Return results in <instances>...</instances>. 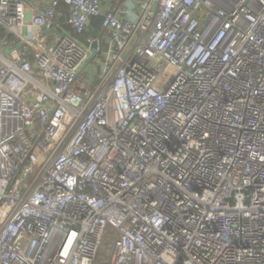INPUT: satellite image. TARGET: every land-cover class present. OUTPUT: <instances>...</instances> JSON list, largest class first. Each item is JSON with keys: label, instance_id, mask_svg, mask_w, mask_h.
I'll return each mask as SVG.
<instances>
[{"label": "built area", "instance_id": "built-area-1", "mask_svg": "<svg viewBox=\"0 0 264 264\" xmlns=\"http://www.w3.org/2000/svg\"><path fill=\"white\" fill-rule=\"evenodd\" d=\"M104 1L0 0V264H264V0Z\"/></svg>", "mask_w": 264, "mask_h": 264}, {"label": "crops", "instance_id": "crops-1", "mask_svg": "<svg viewBox=\"0 0 264 264\" xmlns=\"http://www.w3.org/2000/svg\"><path fill=\"white\" fill-rule=\"evenodd\" d=\"M28 3V8L33 13H39L43 10L44 7H46L49 3V0H26ZM103 9H112L115 11H119L120 9L127 11L123 13V18L135 20L138 18V9H139V0H106L102 3ZM68 7L66 5H59L56 8V15L53 21V24L51 25V30H48L45 34V37L48 42H52L56 39V37L67 34L78 40L82 44H86V40L82 38H77L75 36L73 29L67 22L68 18ZM102 27V26H101ZM88 29H91V26L89 27V24L87 25ZM86 28V29H87ZM89 38V37H88ZM93 38V37H90ZM98 41L99 43V49L96 50L95 47L90 50V60L89 64L86 67L87 73L85 78H83L84 87H81L82 89L92 90L95 87V84L100 79L101 75V69L103 68L104 61L106 59V54L108 51L109 46V34L108 32L102 28L98 31L96 36L93 38ZM93 51H96V54L93 53ZM92 57H94L92 59ZM93 60V61H92ZM93 68H96L97 70L93 71L96 75L97 82L96 83H86L85 79H88L90 77L91 79V73ZM79 81V80H78ZM78 85L80 86L79 82Z\"/></svg>", "mask_w": 264, "mask_h": 264}, {"label": "trees", "instance_id": "trees-1", "mask_svg": "<svg viewBox=\"0 0 264 264\" xmlns=\"http://www.w3.org/2000/svg\"><path fill=\"white\" fill-rule=\"evenodd\" d=\"M101 22H102V18L100 16L91 17L89 19V21H88L89 27L91 26V29H88L86 27L87 29L85 28V30L82 33H76V32H74V34H75V36H77V38H82V39H85V38H88V37H93L94 38L96 36V34L98 33V31L100 30V28H102L101 27L102 26ZM0 33L1 34H4V32L2 31V29H0ZM8 37H12V36L11 35H8ZM93 53L96 54V55H98L96 53V51H93ZM93 58L94 57H92V59ZM94 73L95 72H93L91 74V82L92 83H96L97 82L96 75ZM86 75H87V73L81 74L80 77H79V80L85 78ZM110 229H112V228L109 227V228L106 229V232H105V235H104V240H103L102 246L100 248L101 250H102V247H103V249L105 248L106 241H107V237L112 235V231H110ZM102 263H103V261L100 258V252H99L98 253V256H97V259H96V264H102Z\"/></svg>", "mask_w": 264, "mask_h": 264}, {"label": "rangeland", "instance_id": "rangeland-1", "mask_svg": "<svg viewBox=\"0 0 264 264\" xmlns=\"http://www.w3.org/2000/svg\"><path fill=\"white\" fill-rule=\"evenodd\" d=\"M79 84H80V87H84V83L82 79L79 80ZM110 231H112V229H110ZM113 241H114V232L112 231V235L107 237L105 248L103 249L102 247V250L100 249L99 251L100 258L103 261V263L107 261L108 256L110 255Z\"/></svg>", "mask_w": 264, "mask_h": 264}, {"label": "bare ground", "instance_id": "bare-ground-1", "mask_svg": "<svg viewBox=\"0 0 264 264\" xmlns=\"http://www.w3.org/2000/svg\"><path fill=\"white\" fill-rule=\"evenodd\" d=\"M70 241H71V238H70V240L68 241L67 245L65 246L64 251H66V250L68 249L69 244H70Z\"/></svg>", "mask_w": 264, "mask_h": 264}, {"label": "water", "instance_id": "water-1", "mask_svg": "<svg viewBox=\"0 0 264 264\" xmlns=\"http://www.w3.org/2000/svg\"><path fill=\"white\" fill-rule=\"evenodd\" d=\"M91 47H92V48H94V47H95V43H94V42L92 43ZM61 244H62V243H61ZM60 246H61V245H60Z\"/></svg>", "mask_w": 264, "mask_h": 264}]
</instances>
